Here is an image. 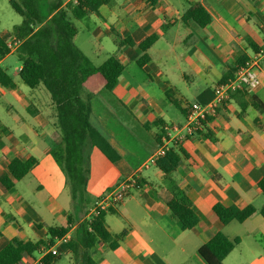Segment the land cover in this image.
Listing matches in <instances>:
<instances>
[{"label":"crops","instance_id":"crops-1","mask_svg":"<svg viewBox=\"0 0 264 264\" xmlns=\"http://www.w3.org/2000/svg\"><path fill=\"white\" fill-rule=\"evenodd\" d=\"M193 5L210 14L207 26L184 20ZM75 24V44L94 65L111 56L124 65L117 86L91 99V123L119 155L112 162L98 148H89L91 209L120 182H137L106 212L113 239L125 233L119 246L112 250L98 240L90 250L93 264H207L199 249L218 233L240 239L224 264H264V195L259 188L264 113L252 104V97L264 104V58L260 87L232 95L208 116L200 133L178 144L187 156L174 173L166 176L150 163L161 146L157 136L162 128L166 135L167 128L185 125L191 104L211 105L214 88L264 50V0H113ZM152 36L150 60L141 66L138 44ZM119 38L135 45H122ZM21 68L14 76L5 69L13 86L0 85L5 107L0 111V179L10 159L35 158L37 164L11 190L0 189V251L14 239L46 241L49 229L67 227L73 214L65 175L50 153L60 138L50 93L42 85L28 89L19 77ZM171 181L186 191L196 209L199 224L191 230L182 229L165 202ZM216 204L252 206L255 213L225 225L213 213ZM91 209L76 210L64 238L20 264H38L50 252L59 257L52 264H80L69 243L77 239Z\"/></svg>","mask_w":264,"mask_h":264},{"label":"trees","instance_id":"trees-1","mask_svg":"<svg viewBox=\"0 0 264 264\" xmlns=\"http://www.w3.org/2000/svg\"><path fill=\"white\" fill-rule=\"evenodd\" d=\"M65 1L9 0L10 6L23 20L13 32L0 33V57L3 59L11 54L8 42H18L16 54L22 63L19 77L29 88L42 85L50 93L54 106L53 124L60 135L50 153L65 175V189L73 203V214L70 215L67 227L50 228L46 241L33 243L14 239L9 242L0 251V264H20L24 259L33 257L43 246L50 248L58 239L67 235L76 210L87 213L91 209L87 189L90 176L89 148H98L112 162L119 160L118 153L91 123V99L101 89L112 91L117 86L124 65L117 56H111L96 66L75 44L78 34L75 20L97 12L101 6L113 0H75L67 4ZM211 19L201 5H193L184 15L185 21L193 20L200 27L207 26ZM118 40L122 45H135L132 39ZM155 40L156 37L152 36L138 44L143 52L138 60L139 65L144 66L150 60L148 51ZM0 85L6 88L13 86L12 78L2 67ZM252 104L264 113V104L258 98L252 97ZM188 114L189 110L186 116ZM161 132L157 142L163 145L167 137L163 128ZM186 156L181 146L173 144L164 156L157 159L156 166L169 176ZM36 164L35 158L25 162L17 158L10 159L7 175L0 179V189L3 192L11 190ZM259 188L264 195V179L259 182ZM168 191L164 199L172 216L179 221L184 231L195 228L199 224V217L186 191L173 181ZM213 213L226 225L244 222L255 213V208L249 206L239 209L233 205L216 204ZM262 215L264 217V208ZM105 216L106 212L99 211L97 216L82 222L77 239L69 243L75 260L80 259V264H93L90 250L98 240L109 244L112 250L119 246L118 240L125 233L113 239L106 229ZM239 243V238L231 240L218 233L200 247L199 254L207 264H224L225 258ZM58 258L57 254L50 252L38 264H52Z\"/></svg>","mask_w":264,"mask_h":264},{"label":"built area","instance_id":"built-area-1","mask_svg":"<svg viewBox=\"0 0 264 264\" xmlns=\"http://www.w3.org/2000/svg\"><path fill=\"white\" fill-rule=\"evenodd\" d=\"M17 46L18 42L15 40L8 42V47L11 52L16 51ZM263 58L264 50L261 49L257 51L251 59L240 66L232 78L219 83L214 88V101L211 105L205 106L199 103L191 104L188 107L189 114L185 125H175L166 129L167 138L164 139V144L160 146L157 153L151 158L150 163L156 164L157 159L164 156L171 145H178L186 139L195 137L198 132L203 130V123L207 120L208 116L215 113L217 108L226 100L231 99L232 95L238 92L254 91L258 89L261 85L260 73L262 70ZM1 62L2 58L0 57V63ZM135 184L136 180L134 178L120 182L109 195L94 203L89 220L97 216L99 211L108 212L111 207L122 202L128 192L134 188Z\"/></svg>","mask_w":264,"mask_h":264},{"label":"rangeland","instance_id":"rangeland-1","mask_svg":"<svg viewBox=\"0 0 264 264\" xmlns=\"http://www.w3.org/2000/svg\"><path fill=\"white\" fill-rule=\"evenodd\" d=\"M42 8L44 9V6ZM22 20H23L22 17L18 15L13 10V8L10 6L9 0H0V33L1 34H5L7 32H13L14 29L22 23ZM77 44L80 45V40L78 41ZM83 48H86V47H83ZM87 52H89L88 54H90V51H87ZM21 64L22 63L18 55L15 53H12L4 59L2 66L4 69H7L10 75L14 76L16 74V69ZM26 87L28 89H31L28 86ZM3 104H4L3 102L0 103V111L5 110V107Z\"/></svg>","mask_w":264,"mask_h":264}]
</instances>
